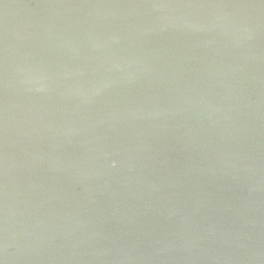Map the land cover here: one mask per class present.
<instances>
[{"label": "water", "instance_id": "water-1", "mask_svg": "<svg viewBox=\"0 0 264 264\" xmlns=\"http://www.w3.org/2000/svg\"><path fill=\"white\" fill-rule=\"evenodd\" d=\"M0 264H264V0H0Z\"/></svg>", "mask_w": 264, "mask_h": 264}]
</instances>
